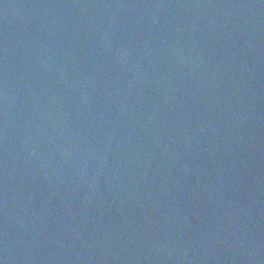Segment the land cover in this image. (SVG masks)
Listing matches in <instances>:
<instances>
[{
  "label": "water",
  "instance_id": "water-1",
  "mask_svg": "<svg viewBox=\"0 0 264 264\" xmlns=\"http://www.w3.org/2000/svg\"><path fill=\"white\" fill-rule=\"evenodd\" d=\"M0 264H264V0H0Z\"/></svg>",
  "mask_w": 264,
  "mask_h": 264
}]
</instances>
